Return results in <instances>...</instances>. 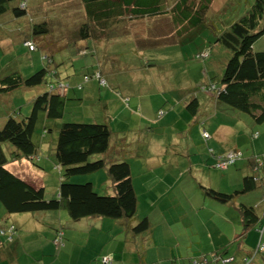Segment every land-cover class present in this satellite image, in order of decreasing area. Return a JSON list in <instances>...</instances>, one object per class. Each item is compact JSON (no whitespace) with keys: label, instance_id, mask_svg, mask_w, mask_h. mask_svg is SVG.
<instances>
[{"label":"trees","instance_id":"trees-1","mask_svg":"<svg viewBox=\"0 0 264 264\" xmlns=\"http://www.w3.org/2000/svg\"><path fill=\"white\" fill-rule=\"evenodd\" d=\"M57 2L59 1L44 0V3H50L48 5L50 12L46 8L47 11H43L40 22H35L34 18H30L31 24L27 29L28 33L24 34L21 41L27 51L26 56L29 57L28 63L31 62L28 64V68L24 70L26 74L19 71L10 74L3 72L5 76L0 78V96L10 94L16 96L20 89V91L36 90L29 96L31 106L28 114L26 112L22 115V110L13 115H7L0 121V202L6 212L10 215H19L65 208L75 222L90 217L109 221V224H105L103 231L100 230L98 233L102 238L110 236L109 226L111 225L113 238H117L121 243L114 244L113 247L110 245L108 250L110 254L95 258L94 262L90 264H118L119 262L124 264L126 258L128 260L130 257L128 253H123V245L126 244L127 239L129 240V236H144L148 232L149 238L145 245L146 249L137 248V250L142 254L140 256H145L147 260L148 258L154 260L150 264H157L161 258L165 259L162 252L152 258V251L156 248L159 249L160 243L170 244L172 241L171 243L174 244L173 237L176 235L189 248L186 251L183 249V252L191 255H182L183 252L178 250V253L171 254L170 263L172 264L233 263L234 256L228 255L226 250L212 249L201 252L199 246L202 242L206 243L204 239L195 241L196 237L192 235L194 234L192 228V234L189 235L186 230L182 232V229L177 230V226L161 221L157 215L154 216L152 213L167 212L168 209H157L158 206L155 204L149 206L146 203L150 201L147 199L150 198L148 197L150 195L138 194L137 190L141 189L143 184L144 191L148 189V185H146V182L150 181L148 175L153 173L147 169L142 159V156L146 158L154 155L149 150V143L151 142H149V138L146 139L148 141L147 146L146 144L141 145L140 140L132 139L130 141V131L136 130L131 129L123 118H119V120L114 118L117 128H113V124H108V122L64 121L68 101L77 103V93H85V85L90 82L91 86L96 84L92 80L98 81L97 88L107 86V80L102 72L96 69L92 73L85 72L82 74V80L76 79L77 72L63 76L64 72L60 68L62 62L56 64L52 55L44 52L38 53L44 46L38 43L37 38H42L44 34L51 31L55 18L63 21L62 17H65L66 10L64 7L70 5L66 4L57 10L54 7L53 12L57 15H49L52 13V4L56 5ZM173 2L165 0L167 7H164L163 0H73L71 5H78L77 8L81 10H75L73 17L76 14L78 16L75 17V20L73 19L71 27L68 28V22L64 21L67 28H65L66 32L63 31V36H66L70 43L84 42L85 46L80 47L79 53L85 55L90 50L96 52L98 47L119 35H137L129 27V23L133 19H157L162 15L171 14V18L165 19V24L171 27V22H173V27L178 28L177 31L181 32L180 29L183 30L187 23L193 27L200 23L212 4V0H176ZM29 5V0H0V24L3 23L4 27L7 25L10 30H13L11 29L12 25L16 24L15 28L19 33H23L25 25L16 20L29 15ZM178 6L180 7L178 8ZM174 28L171 29L172 31L170 30L168 36H173L177 32ZM173 32L174 34H172ZM262 37H264V0H255L230 29L217 37V41L230 50L232 56L217 83L212 82L206 85V88L203 87L204 90L213 92L217 103L215 107H219L220 104H227L234 110L250 115L257 124H260L257 125L260 131L253 134L259 144H264V50H255L254 45ZM204 55L208 57L209 54L205 52ZM36 60L43 64L39 69L35 68ZM103 92L99 94L100 97H102ZM85 96L90 100L95 99V93L92 91H86ZM204 96L201 98L194 97L186 106V119L189 122L194 119L202 124L198 133L199 142L193 140L192 144H194L195 150L200 147L198 143L203 145L201 147L206 152L204 155L209 161L207 162L208 165H213L214 168L222 172V175L230 174L229 167L239 158L240 153L237 151L231 153L226 149V146H223V150L220 148V151L214 149L213 142L217 144V141H221L223 143V140H220L213 130L207 128L206 122L203 121L204 116L199 113L201 109L199 102L204 100ZM83 100L85 99L83 98ZM121 107L124 108L122 102L119 103V108ZM235 112L232 111L231 114L233 116L238 114ZM203 114L208 115L207 112ZM104 116L107 117L106 113ZM50 122H57V124L51 128ZM179 122L183 129H186V124L182 123L180 118L175 120V124ZM128 128H130V133L125 137L123 133L128 132ZM149 128L153 129V126ZM146 131L148 132V130L142 132ZM192 131L193 138L196 131L195 129ZM51 142H53L52 146L50 145ZM258 151L260 153L249 160L252 167L246 170L242 186L234 192H222L207 185L208 182L204 180L198 183L197 179L191 178L192 175H184L186 173L184 171L178 180L176 175H169L164 180H160L159 185L156 186L161 191L157 198L163 199L165 197L161 198L162 195L171 194L168 201L166 198L161 201L172 207H177L179 210L187 208L184 203V206L183 204L180 205L182 198H186L185 193H182L184 190H190V196L191 193L202 194L205 199L213 198L222 203H236V208L243 221V235L241 234V236L245 237L244 242L249 244L252 240L251 236L248 237L251 230L256 229L258 231V240L255 241L253 250L249 249L250 253L243 258L242 264H253L257 256L264 255L262 249L264 247V216L260 214L259 207L247 201L249 194L253 193L254 195L261 193L264 198V184L258 183L262 179L260 170L264 167V146L260 147ZM181 152L185 153L184 151ZM130 153L136 154L135 165L139 175H135L132 160L129 158ZM43 154L56 159L57 169L60 172L62 169L64 171L58 195L52 199L46 198V185L38 186L30 183L9 167L12 163L24 159L40 162L42 159L44 160V158L41 159ZM182 155L186 156V153ZM188 155L190 160L191 155ZM184 163L186 162L181 159L177 161L180 170H182ZM37 168L42 169V166L38 164ZM102 169L106 171L112 181L113 190L108 194L97 192L94 177L85 183L71 179L72 176L89 173H94L93 176H99L97 172ZM156 170L160 174L159 167ZM158 172L157 175H159ZM190 179L192 182L196 181L197 188L189 187L191 185V182L188 183ZM151 187L149 185L150 190H152ZM147 192L148 190H146ZM141 201L152 211H148L145 207L140 210L139 203ZM193 202L195 201L193 200ZM192 204L189 206L190 209ZM155 225H158L159 228H156ZM170 226L177 227L174 228L176 232ZM12 227H14V231L17 230L14 224L7 226V232L11 233L8 234L9 239L14 232L10 230ZM193 229L205 236L200 226ZM53 231H56L52 239L53 243L60 250L66 245L64 228L56 226ZM0 234H6V230L2 228L1 219ZM110 239H112L111 236ZM94 250L96 252L95 247ZM94 250L92 251L94 252ZM134 263L140 264L137 260L128 262V264Z\"/></svg>","mask_w":264,"mask_h":264},{"label":"rangeland","instance_id":"rangeland-1","mask_svg":"<svg viewBox=\"0 0 264 264\" xmlns=\"http://www.w3.org/2000/svg\"><path fill=\"white\" fill-rule=\"evenodd\" d=\"M57 1L59 2L56 5L52 4V13H49V15H57L53 12L54 7L57 10L66 4L70 5L69 7H64L66 10L65 17H62L63 21L55 18L51 31L44 34L42 38H37L38 43L44 46L41 47L38 53L44 52L50 56L52 55L56 64L62 62L60 68L64 72L63 76L77 72L78 76L76 79L82 80V74L85 72L92 73L96 69L101 71L107 80V86L100 88H97L98 81L92 80L96 84L94 86H91V82L86 84L85 93H77V103L68 101L69 104L66 106L64 115L65 122H108V124H113V128H117L114 118L117 120L123 118L131 129L136 130L131 134L130 141L132 139L139 141L142 137L145 138V133L140 134L142 131H150L147 134L149 142L151 141L149 143L150 153L157 154L160 159H163L161 163L163 168L159 166V175H181L184 171L186 172L184 175H192V179L197 178L196 181L198 183L203 180L208 182L206 175H218V173L222 175V172L214 168L213 165L207 164L209 161L204 155L206 152L201 147L203 146L201 143H198L200 147H197L196 150L194 145L192 146L193 140L199 142L198 133L200 128H202V124L194 119L190 122L186 119L187 104L194 97L201 98V96L205 95L204 100H201L199 113L206 117L203 113L207 112L208 117L211 115V120L214 121L215 127L220 125L225 127L227 125L230 132L226 138H222L224 145L221 141H217V144L213 142L214 149L220 151V148L223 150V146H226V149L231 153L234 151L240 153L239 158L229 167V175L246 174L245 165L250 158L259 154L258 149L264 146L263 143L259 144L255 136H253L257 131H260L259 126H257L260 124H257L250 115L234 110L227 104H220L219 107H215L217 103L213 92L204 90L203 87L212 82L217 83L228 60L232 56V52L219 43L217 37L230 29L233 23L245 14L248 7L255 0H212V4L202 21L195 24V27L187 23L183 30L180 29L181 32L177 31L178 28L173 27V22H171V27L165 24V19L171 18V14L162 15L157 19H133L129 23V27L137 35H119L107 41L103 46L98 47L96 52L90 50L85 55L79 53L80 47L85 46L84 42L70 43L67 37L63 36V31L66 32L65 28H67L65 22H68V28L71 27L73 19L75 20V17L77 18L78 16L76 14L73 17L75 10L80 11L81 9L77 8L78 5H71L73 0ZM171 1L175 2L176 0ZM29 2V15L22 16L16 20L18 23L25 25L23 33H19L17 28H15L16 24L12 25L11 29L13 30H10L7 25L4 27L3 23L0 24V78L5 76L3 72L10 74L11 72L19 71L26 74L24 70L31 63H28L29 57L26 56L27 51L21 41L31 24L30 18H34L35 22H40L43 11L48 9V12H50L48 7L50 3H44V0H29ZM166 4L165 0H163L164 7H167ZM42 7L44 9H40ZM172 28L177 32L175 34L173 32V36H168ZM254 47L255 50H264V37L257 40ZM205 52L209 54L208 57L204 55ZM38 62L39 60H36L37 67L35 66V68L37 69L43 65ZM20 90L16 96L11 94L0 96V121L4 117L6 118L7 115H13L15 112L22 110V115L26 114V112L28 114L31 106L29 96L36 90ZM86 91L95 93V99H87L85 96ZM101 92H103L102 97L99 96ZM120 102H122L124 108H119ZM155 111L156 114L154 115ZM232 111H236L235 113L238 114L233 116L231 114ZM105 113L107 117L104 116ZM178 118H180L182 123L186 124V129H183L180 122L175 124V120ZM130 120H132V123H130ZM56 124L57 122H50L49 126L52 128ZM150 126H153V129L149 128ZM207 128L209 129L208 126ZM193 129L196 132L192 138L193 133L191 132H193ZM41 130L42 128L40 132ZM52 143H50L51 146ZM181 151L188 152L191 155V161L189 160V155L184 156ZM51 158V156L43 154L40 162H30L28 165L31 167V171L22 164L21 166H15L16 164L13 163L9 167L16 174L24 175L30 183L35 185H41L39 180H43L45 186V180L47 182L45 186L46 198L52 199L58 195L64 171L62 169L60 172L56 166V159ZM129 158L132 160L135 175H139L135 165L136 154L130 153ZM177 159L186 162L183 164L182 170L178 167ZM38 164L42 166L43 170L37 168ZM97 173H99V176H93L94 173H89L72 176L71 179L72 181L85 183L94 177V185L97 192L108 194L113 190L110 176L104 169ZM196 181L192 182L190 179L188 181V183L191 182L189 187L197 188ZM237 186L230 185L229 190L240 188V185L239 187ZM170 196L171 194H165L161 198L165 197L168 201ZM186 198H182V202L187 208L191 206L194 200L197 206L202 207L199 209L201 215L210 213L215 218H218L215 211H210L212 210L208 205L209 201H211L208 200L210 198L205 199L202 194L193 193H191V196L188 194ZM253 200L254 194H249L247 201L252 202ZM146 204L148 205V203ZM146 204L144 207L151 212L152 210ZM162 208L168 209L167 212L152 214L154 216L157 215L161 221L170 225L173 224L178 228L184 227L188 221L193 222L194 219H199L196 216V211L192 208L178 211L174 207L170 208L163 204L157 207V209ZM34 215H36V218L32 219L46 216L47 221L43 226V230L25 229L20 236L18 235L22 242H20L19 248L16 249L19 254V261L17 262L16 259V264H40L39 258L44 252L41 249H44L47 254H53V262L57 264H83V261L86 260L88 249L89 251L93 250L86 240L89 238V234L92 233L93 235L90 239L93 242L94 233H96V231H90L92 228L88 227L91 224L90 218L75 222L65 208L56 211H42ZM16 217H21L20 219L24 220L27 218V214H19ZM13 218L12 215L6 212L0 202V219L3 222L11 223L14 222ZM28 225L31 227L33 223H28ZM56 226L64 228L65 242L68 245L67 247L65 245L60 250L54 245L52 240L54 237L53 230ZM186 232L191 234V228H187ZM100 237L102 238V236ZM1 239L3 240V237ZM5 241L4 245H0V264L4 256H6L5 264H11L12 259H8L7 254L9 249H14L17 245L16 243L11 244L7 243L10 241ZM74 242L77 243L73 244ZM171 242L170 244L160 243L159 249L156 248L152 251V258L162 252L164 258L170 260L172 253H178V247ZM11 245H13L12 248L10 247ZM183 249L184 251L189 250L187 245H183ZM81 252H83V261L78 255Z\"/></svg>","mask_w":264,"mask_h":264},{"label":"crops","instance_id":"crops-1","mask_svg":"<svg viewBox=\"0 0 264 264\" xmlns=\"http://www.w3.org/2000/svg\"><path fill=\"white\" fill-rule=\"evenodd\" d=\"M199 104H200L199 106L201 107V101L199 102ZM226 113H228V111H226ZM155 114H156V111L154 112V115ZM203 119H201V120L206 122L209 129L213 130L214 133L216 134V136L220 140H222V138H226L228 136V134L230 133L229 129H228L229 127L227 125L225 127H224V125H220V126L216 127V129H215V127L213 125L214 122H213V120H211V115H210V117H208L206 115V117H204ZM129 129L130 128H128V132L123 133L125 135V137L128 136V133L131 132L130 134H132V132H134V131L129 132ZM148 132L147 131L142 132V133H145V138H143V137L141 138V140H140L141 145L146 144V146H147L148 141L146 139L148 138V136H147ZM142 133H140V134H142ZM135 134H137V133H135ZM193 145L194 144H192V146ZM184 152L186 153V155L189 154L186 151H184ZM185 153H183V154H185ZM142 159L144 160L143 162L145 163L147 169H149L153 173H150L152 175H148V177H149L148 180H150V181L146 182V185H148V189H145V191H144V188H142L144 186V184H143L141 189L137 190L138 194L141 193V195H142V193H143V194H149L150 195V196H148L150 198L145 197L148 200H150L148 202L149 206H154V204L156 206H159V205L163 204V205H167V207L173 208L174 206L172 207V206L168 205V203L165 204L163 201H161L160 198H157V196L161 193V191H159L156 186L159 185L160 180H162V179L164 180L165 177L169 176V175H162L161 176V175L156 174L158 172L156 170V168L158 169V167H159V165H161L163 159H160L157 154L150 155V157L147 156L146 158L142 156ZM178 160L179 159H177V161ZM136 161H137V159H135V163H136ZM30 162H31L30 160L24 159V160H21L19 162L16 161V162H14V164H16L15 166H21V164H22L25 166V168H28V170L31 171L30 170L31 167L28 165ZM141 162H142V160H141ZM245 166H246L245 167L246 170H249L252 167L250 162H248ZM21 171H22V169H21ZM260 171H261L262 179L258 183L262 182V184H264V167L261 168ZM20 176H22V175H20ZM176 176H177L176 178L178 180L180 175H176ZM206 176L209 179L207 185H209V186H211L217 190H220L222 192H227V193H231V192H234V190H236V189H240V188H236L234 190H229L230 185H238L237 187H239V185H240V187H241L242 186V180L244 177V175H229V174H226V175H206ZM22 177H24V175ZM24 178L26 179V177H24ZM217 181H219V182H217ZM39 182L41 183V185H44L43 180L42 181L39 180ZM44 182L46 185L47 182L45 180H44ZM216 182H217V184H215ZM149 185L152 186L151 187L152 190L149 189ZM263 188H264V186H263ZM146 190H148L147 193H146ZM185 191L186 190H184L182 193H185L184 196H187L189 194L190 190H187L186 192ZM208 200H211L208 203L209 207L212 209L210 211L211 212L215 211V213L218 215V218H215L210 213H206L205 215H201L199 212V209L202 207L197 206L196 203L193 202L192 209L196 211V216L199 219L198 220L194 219L193 222L188 221L187 223H185L184 227L181 226L177 230L182 229L183 230L182 232H185V230H187V228H189V227L192 228V231L194 232V234H192V233L191 234L196 237L195 241L201 240V239H204L206 241L205 244H204V242L200 243L199 247L201 248V252H207V251L212 250V249H220L223 251L226 250L228 255L234 256V258H235L234 262L231 264H242L243 258L246 257L250 253L249 249L253 250L252 247L255 246V243H256L255 241L258 240V231L256 229H253L249 232V236L248 235L247 236L248 237L251 236L252 240L249 242V244H246V242H244L245 237L241 236V234L243 235V227L244 226H243L242 217H241L238 209L236 208V203H222V202H219L218 200L213 199V198L208 199ZM243 200H245V199H243ZM251 203H253L257 207H259L260 214H262L264 216V198H263V196H261V193L259 195L255 194L254 200ZM182 204H183V202L180 203V205H182ZM183 206H184V204H183ZM139 207H140V210H143L144 205H143L142 201L139 203ZM176 209H178V208L176 207ZM184 210H187V208L186 209L184 208ZM178 211H181V210L178 209ZM39 213L40 212L25 213V214H27V218L24 220H21L20 219L21 217H16L17 214H13L12 216L14 217L13 218L14 222H11V223H8L6 221L3 222V220L1 219L2 228H4V230H6V234H4V235L0 234V245H2V244L4 245L5 240L10 241V242L5 241L7 243H11V244L16 243V245H17L14 249H9V252L7 254V258L12 259L11 264H16V262H15L16 259H17V262L19 261V258H18L19 254L17 253L16 249L19 248L20 242H22V240H21V238L18 237V235L20 236L21 232H23L25 229H41V230H43V226H44L45 222L47 221L46 216H44L43 218L41 216H39L38 219H32V218H36V215H34V214H39ZM149 217L151 218V215ZM89 220L91 221V224H89L88 227L92 228L90 231H96V233H94V241L93 242H91V239H90L93 235L92 233L89 234V238L86 240V242L88 245H90L93 248V250L95 247L96 252H95V250L93 252L92 250L89 251V249H88V254L85 253L86 254V260L85 261L82 260L83 252L78 254L79 258H81V260L83 261V264H90L94 260L95 257L99 258L100 256H102L104 254H107V255L110 254V253H108L109 246L112 245V247H113L114 244H120L121 243V242H119V240L117 238H113V229H112L113 227L111 225L109 226L110 227L109 233H110V236L112 237V239H110V236L108 234H107L108 236L105 238L100 237L101 235L98 232L100 230L103 231L105 224L106 223L109 224V221H106L105 219H101V218H92V217H90ZM19 221H21V222H19ZM196 222H197V224H196ZM28 223H33V226L30 227L28 225ZM10 224L16 225L17 230H15L13 232L12 237H10V239H9L8 234H11V233L9 231L7 232V226ZM186 225H187V227H186ZM194 225H196L195 227L200 226L202 233L205 236H202L201 234L197 233L193 229V228H195ZM155 227L159 228L158 225H155ZM170 227L173 229V231H175V229H176L175 227H173V226H170ZM55 232L56 231H54V235H55ZM169 234L171 235L170 232H169ZM97 235H99V236H97ZM15 236L18 238H16ZM2 237H3V240L5 239L4 241L1 239ZM129 237H130L129 240L127 239L126 244L123 245L124 246L123 247L124 248L123 253H126V254L128 253L130 257L128 258V260L126 258V261H124V264H128V262H132V260H137V262H140V264H150L152 261H154L152 259L150 260V258H148V260H147L145 258V256H140L142 254H140L138 252L139 250H137V248L146 249V248H144V246L148 243L149 232L146 233V235H144V236L142 235V236H138V237H132V236H129ZM173 238H174V244L173 245L178 247V250L182 253L183 252V245H185V244L180 240L181 238L179 239V237L177 235L174 236ZM263 238H264V235H263ZM75 243H77V242H74L73 244H75ZM12 246L13 245H11L10 247L12 248ZM67 246L68 245L66 244V247ZM197 249H199V248H197ZM41 251H44V252H43V254H41V256L39 258L40 264H57L56 262H53V260H54L53 254H51V253L47 254L44 249H41ZM61 253H62V250H61ZM92 254H94V255H92ZM197 254H199V253H197ZM57 255H56V257H57ZM182 255L187 256V255H191V254H189V253L187 254V253L183 252ZM59 257H60V255H59ZM5 259H6V256H4L3 259L1 260V262H2L1 264H5ZM170 260L161 258L157 262V264L158 263L159 264H172V263H170L171 262ZM29 264H32V263H29ZM118 264H123V263L119 262ZM134 264H138V263H134ZM253 264H264V255L257 256L254 259Z\"/></svg>","mask_w":264,"mask_h":264},{"label":"built area","instance_id":"built-area-1","mask_svg":"<svg viewBox=\"0 0 264 264\" xmlns=\"http://www.w3.org/2000/svg\"><path fill=\"white\" fill-rule=\"evenodd\" d=\"M11 232L14 231V227L10 228ZM264 250V247L262 248Z\"/></svg>","mask_w":264,"mask_h":264}]
</instances>
